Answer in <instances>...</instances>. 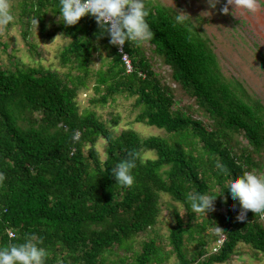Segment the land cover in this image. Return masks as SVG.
Segmentation results:
<instances>
[{"label": "trees", "instance_id": "1", "mask_svg": "<svg viewBox=\"0 0 264 264\" xmlns=\"http://www.w3.org/2000/svg\"><path fill=\"white\" fill-rule=\"evenodd\" d=\"M145 4L152 52L146 54L143 42H126L131 71L90 14L55 27L71 39L60 51V66H27L12 53L11 66L0 63V173L6 177L0 183V247L35 236L46 250L45 264H168L173 257L172 264H223L240 243L264 253V213L250 210L237 219L243 210L228 196L218 167L233 175L264 174V102L225 75L199 18L183 17L160 0ZM19 8L27 40L36 19L42 34L48 32V11L59 15V0H22ZM28 43L39 55L36 43ZM102 50L109 59L94 70V54ZM155 56L177 87L154 68ZM91 79L93 105L133 97L135 120L166 136L142 137L133 128L116 135L96 110H82L79 93ZM178 87L191 100L182 107L176 106ZM119 119L112 118L114 125ZM76 130L81 136L74 141ZM102 138L105 155L96 147ZM149 151L155 156L145 158ZM130 153L139 158L135 183L125 188L111 169ZM220 191L205 214L187 199L192 192ZM166 204L174 216L169 250L156 229ZM215 226L223 232L216 234ZM221 234L226 239L215 251Z\"/></svg>", "mask_w": 264, "mask_h": 264}, {"label": "rangeland", "instance_id": "2", "mask_svg": "<svg viewBox=\"0 0 264 264\" xmlns=\"http://www.w3.org/2000/svg\"><path fill=\"white\" fill-rule=\"evenodd\" d=\"M22 0H9L10 10L14 16V20L6 27H0V41L8 44L4 48L0 42V63L4 66H11L13 58L11 53L21 63L27 66L38 65L60 66V51L67 45L71 39L62 31H55V27L61 23L59 15L48 11L47 29L48 32L42 34L38 23L34 21L31 27V33L26 40L22 34V21L20 20V2ZM162 3L171 6L178 12L190 20L198 21L199 18L201 28L211 38L215 53L218 56L223 72L227 77H236L244 82L251 92L264 102V0H260L259 8L256 11H248L233 5H228L229 12L225 14L222 9L227 4V0H215V7L212 6L210 0H160ZM36 43L39 55L28 43ZM150 42L144 40L142 46L146 50L147 55H151ZM103 59L108 60V50L98 51L94 54L93 69L98 70L103 65ZM154 68L158 71L163 79L173 84L170 78L171 70L165 65L159 57L153 59ZM61 70L67 68L59 67ZM94 78V77H93ZM94 81L91 79L89 89H82L79 93L80 108H91L97 111L98 115L110 127L114 134H119L123 130L133 128L142 137L151 135L166 136V131L159 129L157 126H151L141 122H137L136 116L139 108L134 106L135 99L119 95L116 100L111 101L107 105H93L91 99L95 97L93 90ZM177 107L191 102L190 98L179 89L176 90ZM120 117V122L114 125L112 118ZM96 147L102 155H105L106 140L100 139ZM152 151L145 156H155ZM264 163V158H263ZM260 173V172H259ZM170 197L163 196V202L167 203ZM172 206L164 205L162 215L156 229L159 231V239H164L163 243L167 245V239L170 227L174 224V216L170 212ZM182 214L185 210L181 208ZM210 232V231H209ZM154 234V233H153ZM147 234L139 236V240L146 237ZM139 246V245H137ZM212 248L210 245L209 249ZM238 252L232 259L223 264H264V253L258 252L250 245L240 243ZM175 261L173 257L172 262ZM172 262L168 264H172ZM167 264V263H165Z\"/></svg>", "mask_w": 264, "mask_h": 264}, {"label": "clouds", "instance_id": "3", "mask_svg": "<svg viewBox=\"0 0 264 264\" xmlns=\"http://www.w3.org/2000/svg\"><path fill=\"white\" fill-rule=\"evenodd\" d=\"M210 2L215 7V0ZM228 5L252 12L259 8L260 0H227V4L222 9L225 14L229 12ZM89 14L95 17L100 27L108 32L112 45L123 46L130 41L140 44L152 35L146 21L150 12L145 0H59V19L66 25H75L82 17ZM179 18L177 14V19ZM13 20L9 0H0V27H6ZM35 22L38 23L37 19ZM80 136V131L76 130L73 140H79ZM138 158V153H130L128 158L122 159L111 169L116 184L125 188L134 185L133 170L137 167ZM218 167L227 177L228 196L238 201L242 210H245L237 219L244 220L247 210L253 213H264V174L244 171L242 174L233 175L223 165ZM5 178V175L0 173V183ZM222 191L214 196L192 192L188 194L187 199L196 212L205 214L207 210L212 209L215 198ZM215 228L216 234L223 232L218 226ZM221 246L222 244H217L214 250ZM46 256V250L36 242L35 236L26 237L25 241L18 245L0 247V264H45Z\"/></svg>", "mask_w": 264, "mask_h": 264}, {"label": "built area", "instance_id": "4", "mask_svg": "<svg viewBox=\"0 0 264 264\" xmlns=\"http://www.w3.org/2000/svg\"><path fill=\"white\" fill-rule=\"evenodd\" d=\"M123 46H124V45H123ZM123 46H119V49H120V51L123 53V58H124V60H125L126 63H127L128 69L131 71V70H132L131 60H130V58H129V55L123 51ZM244 211H245V210H243V212H244ZM249 211H250V210H247V211H246V215H247V213H248ZM243 212H242V213H243ZM9 234H10V236H12V237L15 236V232H14V231H9ZM225 239H226V235H225V234H221V236H220V238H219V240H218V245L223 244V242H224Z\"/></svg>", "mask_w": 264, "mask_h": 264}]
</instances>
